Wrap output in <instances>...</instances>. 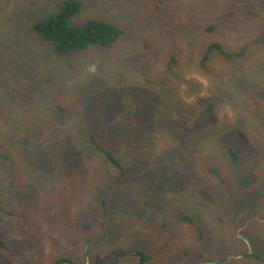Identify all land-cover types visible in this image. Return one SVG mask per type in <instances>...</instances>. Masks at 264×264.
Here are the masks:
<instances>
[{"label": "rangeland", "instance_id": "rangeland-1", "mask_svg": "<svg viewBox=\"0 0 264 264\" xmlns=\"http://www.w3.org/2000/svg\"><path fill=\"white\" fill-rule=\"evenodd\" d=\"M63 1L0 0V264L264 263V0H77L71 25L121 36L60 57L29 30ZM221 39L240 56L213 54L198 71ZM142 91L157 105L143 97L136 114ZM86 106L106 113L74 112ZM229 133L240 162L214 170L216 186L206 168L222 163ZM200 181L213 193L198 199L189 184ZM249 252L258 259L226 261Z\"/></svg>", "mask_w": 264, "mask_h": 264}, {"label": "trees", "instance_id": "trees-1", "mask_svg": "<svg viewBox=\"0 0 264 264\" xmlns=\"http://www.w3.org/2000/svg\"><path fill=\"white\" fill-rule=\"evenodd\" d=\"M160 1L170 2L171 0H160ZM78 13H79V3L77 0H64L59 5L58 11L56 13L53 12L50 15L42 19H39L38 21L35 22L33 27H31L29 30L31 32L30 35H33V37H36L37 42H39L40 40L44 44L50 43L52 45L53 53L60 57H65L72 52L83 51L89 48L90 46L108 48L112 46L121 36V32L116 27H114L113 25L107 24V23L90 21V22L85 23L82 27H74L73 25H71L70 20L73 19ZM227 27H228L227 24H222V26L220 25L221 29H224ZM212 31H213V28L209 27L206 29V34H210ZM206 44L207 45L203 48V50L201 49V55L198 60L197 69L200 72H203L207 68V65L210 64V59H211L210 57L213 56V54H217L221 58H225V59H230L231 57L240 56V54L230 53L222 49V46L225 44L224 39H221L220 44L219 43L215 44L209 41H207ZM15 46L16 44H11V45L6 46L5 48L12 49ZM211 66L215 67L214 63H212ZM185 85L187 86L188 89L191 88L193 92L195 90L194 92L195 94L197 93V89L195 88L196 83L193 80H190L188 83L186 82ZM15 86H16L15 80L12 82L5 83V92L7 96H10L12 94V88ZM191 89H189L190 93L193 94L191 92ZM143 97H145L149 101V103L151 101L152 102L151 104L154 107H156L157 105L156 95L154 93H150L149 91H146V92L142 91L139 95L133 96L131 98V102L136 108L134 112L136 114L139 112L138 108L144 107L143 102H142ZM214 100L219 102L222 99L214 95ZM187 107H188L187 109L188 115L191 116L193 107L192 105L187 106ZM104 110H102L101 107L99 106H96L92 109L86 106L85 110L74 111V112L75 113L82 112L81 115L85 113L97 115L98 113L104 112ZM154 110H156V108ZM212 110H213V106H211L210 104L204 106V109L201 112V114L195 117V120L197 121L196 127H198V122L202 119V116H204L206 113H209L208 111L211 112ZM165 111L169 115V117L170 115L174 114L173 112L169 110V106L165 107ZM62 113H64V110L60 111V114ZM135 119L137 118L135 117ZM135 122L136 121H133L132 124H134ZM192 129L193 128H190L188 130L190 131ZM226 137L227 135L225 136V140L229 144L225 148V151H224L225 158L222 157L223 158L222 163L219 165L214 163L212 168H209V167L206 168V171L211 175L209 177L210 179L209 178L208 179L214 181L216 183L215 184L216 186L223 182H218L216 179L212 177V175L214 177H217V171H214V170H217L218 168H223L224 166H226L225 162L229 163L232 167L237 166L238 163L240 162L239 155L233 149L234 147L233 137L231 136L232 138L230 141L226 139ZM9 152H10V149L7 147V144L5 146L0 147V162L1 163L9 159L8 157ZM108 159L109 161L110 160L112 161V164L115 165V168L118 169L120 173H123V170L120 164L117 161H115L114 158L109 156ZM176 174L177 173L174 172V175ZM174 175H172L171 180H174L173 179L175 178ZM189 186L193 188L192 193L198 199H201V196L204 197V195L207 192L213 193L212 190H207L204 181H200L198 183H191L189 184ZM157 210H161V208H157ZM8 215L12 216L10 212H8ZM176 220L177 222H183L185 224H191L190 222H192L188 216L179 217V218H176ZM160 228L165 232L170 231V229L166 227L165 225H160ZM196 228L198 230V227ZM191 234H193L194 236H197L198 232L194 230L191 232ZM164 246L165 245H162V247ZM0 250L7 251V252L10 251L9 246H6L2 240H0ZM60 261H64V260L59 259L57 260L55 264H57ZM143 261L145 262L147 261V259H143ZM236 261H241V260H235L233 262H236Z\"/></svg>", "mask_w": 264, "mask_h": 264}, {"label": "water", "instance_id": "water-1", "mask_svg": "<svg viewBox=\"0 0 264 264\" xmlns=\"http://www.w3.org/2000/svg\"><path fill=\"white\" fill-rule=\"evenodd\" d=\"M128 254H122V255H120V256H118L111 264H116L121 258H123V257H125V256H127ZM247 258H256V257H254L252 254H246V255H240V256H238V257H231L230 259H227L226 261H235V260H243V259H247ZM140 259H141V256H140ZM63 263H65V264H71V263H69V262H60V263H58V264H63ZM215 263H218V261H215V262H206V263H203V264H215ZM262 264H264V263H262Z\"/></svg>", "mask_w": 264, "mask_h": 264}, {"label": "clouds", "instance_id": "clouds-1", "mask_svg": "<svg viewBox=\"0 0 264 264\" xmlns=\"http://www.w3.org/2000/svg\"><path fill=\"white\" fill-rule=\"evenodd\" d=\"M249 254H252V253L249 252ZM120 255H122V254H120ZM120 255H117V256H116V257L110 262V264H111V263H112V262H113L118 256H120ZM253 256H254V255H253ZM125 257H126V256H125ZM123 258H124V257H123ZM123 258H121L120 260H122ZM249 259H258V258L256 257V258H249ZM120 260H119V261H120ZM119 261H118V262H119ZM56 262H57V261H56ZM60 262H63V261H60ZM60 262H58V263H60ZM64 262H66V261H64ZM118 262H117V263H118ZM58 263H57V264H58ZM117 263H116V264H117ZM63 264H65V263H63Z\"/></svg>", "mask_w": 264, "mask_h": 264}, {"label": "crops", "instance_id": "crops-1", "mask_svg": "<svg viewBox=\"0 0 264 264\" xmlns=\"http://www.w3.org/2000/svg\"><path fill=\"white\" fill-rule=\"evenodd\" d=\"M229 257L231 258V257H233V256H229ZM229 257H228V258H229ZM58 260H59V259H58ZM56 261H57V260H56ZM55 263H56V262H55ZM55 263H54V264H55ZM191 263H192V262H191ZM136 264H137V263H136ZM139 264H143V259H142V258H141V262H140Z\"/></svg>", "mask_w": 264, "mask_h": 264}, {"label": "flooded vegetation", "instance_id": "flooded-vegetation-1", "mask_svg": "<svg viewBox=\"0 0 264 264\" xmlns=\"http://www.w3.org/2000/svg\"><path fill=\"white\" fill-rule=\"evenodd\" d=\"M240 256V255H239ZM235 257H238V256H235ZM230 258V257H229ZM240 260V259H239Z\"/></svg>", "mask_w": 264, "mask_h": 264}, {"label": "bare ground", "instance_id": "bare-ground-1", "mask_svg": "<svg viewBox=\"0 0 264 264\" xmlns=\"http://www.w3.org/2000/svg\"><path fill=\"white\" fill-rule=\"evenodd\" d=\"M113 156V155H112Z\"/></svg>", "mask_w": 264, "mask_h": 264}]
</instances>
